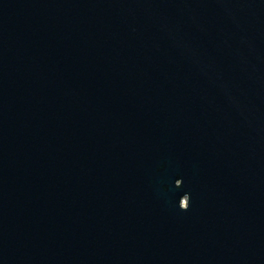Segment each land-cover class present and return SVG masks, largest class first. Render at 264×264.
<instances>
[{"label":"water","instance_id":"95a60500","mask_svg":"<svg viewBox=\"0 0 264 264\" xmlns=\"http://www.w3.org/2000/svg\"><path fill=\"white\" fill-rule=\"evenodd\" d=\"M0 264H264V0H0Z\"/></svg>","mask_w":264,"mask_h":264}]
</instances>
